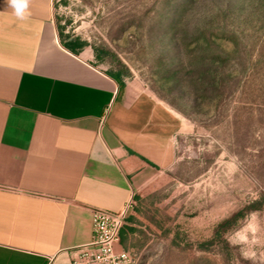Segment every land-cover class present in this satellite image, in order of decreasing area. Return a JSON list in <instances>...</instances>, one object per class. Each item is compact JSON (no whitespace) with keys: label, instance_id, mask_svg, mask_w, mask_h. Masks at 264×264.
Here are the masks:
<instances>
[{"label":"rangeland","instance_id":"374dc122","mask_svg":"<svg viewBox=\"0 0 264 264\" xmlns=\"http://www.w3.org/2000/svg\"><path fill=\"white\" fill-rule=\"evenodd\" d=\"M54 19L176 114V162L125 226L132 264H264V0H54Z\"/></svg>","mask_w":264,"mask_h":264},{"label":"crops","instance_id":"0c3cea01","mask_svg":"<svg viewBox=\"0 0 264 264\" xmlns=\"http://www.w3.org/2000/svg\"><path fill=\"white\" fill-rule=\"evenodd\" d=\"M80 42L61 39L54 0L23 18L0 0V264H85L93 210L122 211L176 162L175 112Z\"/></svg>","mask_w":264,"mask_h":264},{"label":"built area","instance_id":"2783aa9c","mask_svg":"<svg viewBox=\"0 0 264 264\" xmlns=\"http://www.w3.org/2000/svg\"><path fill=\"white\" fill-rule=\"evenodd\" d=\"M131 201L122 211L112 212L100 208L93 210L92 241L80 249L75 263L132 264L127 251H118L122 232L132 211Z\"/></svg>","mask_w":264,"mask_h":264},{"label":"clouds","instance_id":"9594fccd","mask_svg":"<svg viewBox=\"0 0 264 264\" xmlns=\"http://www.w3.org/2000/svg\"><path fill=\"white\" fill-rule=\"evenodd\" d=\"M9 4L15 9L16 14L23 18L24 11L27 7V0H9Z\"/></svg>","mask_w":264,"mask_h":264},{"label":"trees","instance_id":"16d2710c","mask_svg":"<svg viewBox=\"0 0 264 264\" xmlns=\"http://www.w3.org/2000/svg\"><path fill=\"white\" fill-rule=\"evenodd\" d=\"M80 46H85V43L84 42H80L79 43ZM116 79L120 80V78L118 76H116ZM121 85L123 86V84L121 83ZM243 213H239L238 215H236V217H234L232 220H227L225 221L223 224H221V228L223 227H226L227 225H229L233 220H237L239 219L240 217H242ZM219 233V232H218Z\"/></svg>","mask_w":264,"mask_h":264}]
</instances>
